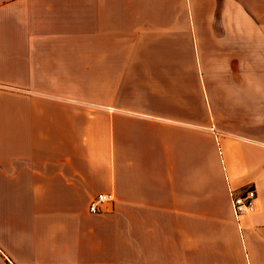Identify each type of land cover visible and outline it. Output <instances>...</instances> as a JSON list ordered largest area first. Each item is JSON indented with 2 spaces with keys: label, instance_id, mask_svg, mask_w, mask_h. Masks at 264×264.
I'll return each instance as SVG.
<instances>
[{
  "label": "crops",
  "instance_id": "0c3cea01",
  "mask_svg": "<svg viewBox=\"0 0 264 264\" xmlns=\"http://www.w3.org/2000/svg\"><path fill=\"white\" fill-rule=\"evenodd\" d=\"M0 264H264V0H0Z\"/></svg>",
  "mask_w": 264,
  "mask_h": 264
},
{
  "label": "built area",
  "instance_id": "2783aa9c",
  "mask_svg": "<svg viewBox=\"0 0 264 264\" xmlns=\"http://www.w3.org/2000/svg\"><path fill=\"white\" fill-rule=\"evenodd\" d=\"M256 191L254 187H246L243 191L235 193L230 191L231 207L234 216L242 218L250 215L255 211ZM112 201L111 194L101 193L98 194L89 203V211L91 213H97L100 211L101 203Z\"/></svg>",
  "mask_w": 264,
  "mask_h": 264
}]
</instances>
